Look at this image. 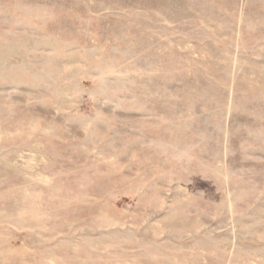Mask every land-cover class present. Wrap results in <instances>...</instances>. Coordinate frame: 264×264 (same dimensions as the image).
Wrapping results in <instances>:
<instances>
[{
  "label": "rangeland",
  "instance_id": "1",
  "mask_svg": "<svg viewBox=\"0 0 264 264\" xmlns=\"http://www.w3.org/2000/svg\"><path fill=\"white\" fill-rule=\"evenodd\" d=\"M0 264H264V0H0Z\"/></svg>",
  "mask_w": 264,
  "mask_h": 264
}]
</instances>
